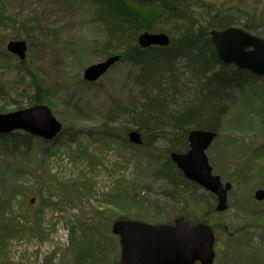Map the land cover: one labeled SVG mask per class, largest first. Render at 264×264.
<instances>
[{"label":"rangeland","instance_id":"rangeland-1","mask_svg":"<svg viewBox=\"0 0 264 264\" xmlns=\"http://www.w3.org/2000/svg\"><path fill=\"white\" fill-rule=\"evenodd\" d=\"M208 1L237 8L231 13L238 20L254 18L255 24L264 6V0ZM102 5V0H0V11L14 19V26L9 21L0 33L7 40L19 35L31 41L25 61L48 88L43 94L49 103L43 104L62 124L58 142L33 137L30 151L21 149L0 161V201H12L5 216L12 212L22 221L28 208L38 213L42 228L41 233L10 236L0 248V264H119L118 237L110 230L117 216L155 224L181 214L164 195L165 180L156 174L165 141L145 149L126 134L124 141L98 133L116 104L127 106L137 96L131 76L135 70L126 62L112 65L94 82L82 78L86 66L102 59L105 22L97 14ZM259 30L248 31L264 37ZM16 74L0 66V77L10 81L0 98V113L29 106L21 93L22 86L30 93L29 78L22 74V85L13 84ZM259 79L237 95L206 150L213 173L232 184L228 209L206 217L215 235L213 264H264V200L253 199L257 188L264 189L258 176L260 170L264 175V149L254 153L264 145V118L251 109L264 90V77ZM258 111L264 113V106ZM242 156L251 161L244 163ZM82 252L86 258L81 262Z\"/></svg>","mask_w":264,"mask_h":264},{"label":"trees","instance_id":"trees-1","mask_svg":"<svg viewBox=\"0 0 264 264\" xmlns=\"http://www.w3.org/2000/svg\"><path fill=\"white\" fill-rule=\"evenodd\" d=\"M102 3L97 11L99 19L105 22L100 48L102 59L118 54L120 59L116 63L126 62L134 68L135 72L131 76L137 96L132 97L127 106L116 104L107 115L108 123H104L98 133L103 137L125 141V134L136 129L142 137V143L136 146L145 149H153L157 142L165 141L162 150L164 161L156 172L166 182L164 195L178 204L181 214L189 223H207L208 213L214 210L215 197L202 192L195 182L186 179L170 160L169 153L183 152L188 148L187 134L193 128L212 130L218 135L224 118L234 109L237 95L260 80L250 71L223 64L217 57L209 30L240 25L253 32L260 29L258 33L262 34L264 6L258 11V22L255 24L254 18L238 20L231 13L237 8L222 7L208 0H102ZM8 22L10 27L14 26V19L0 11V27ZM143 31L165 32L170 36V42L166 46L142 48L137 43V36ZM19 38V35L13 37ZM24 40L29 49L31 41L27 37ZM6 41L7 37L0 33L1 68L8 72H14L15 69L17 76L13 84L22 85L24 75L29 78L30 93L25 89L27 86L21 88L29 105L48 104L49 100L43 94L48 88L29 70L25 60L12 63L14 58L5 49ZM8 82L0 77V98L6 96V89L10 86ZM260 97L258 104L251 109L264 118V113L258 111L264 106V90ZM0 111H4L3 108ZM61 134L62 130L49 142H58ZM32 139L33 136L20 130L0 134V161L15 156L21 149L30 151ZM262 149L264 145L259 146L258 152L254 153L259 155ZM221 151L225 153L224 149ZM241 158L246 164L251 161L250 157ZM258 176L263 183L261 170ZM11 202V199L0 201V248L6 245L5 241L10 236L27 231L41 233L42 229L38 213L31 209H23L25 218L22 221L12 212L5 216L11 210ZM202 206L204 209L201 210ZM80 237L83 238L84 233ZM90 250L95 252V247ZM93 252L88 254L92 263ZM80 255L82 262L86 254L82 252ZM101 258L104 260V257Z\"/></svg>","mask_w":264,"mask_h":264},{"label":"water","instance_id":"water-1","mask_svg":"<svg viewBox=\"0 0 264 264\" xmlns=\"http://www.w3.org/2000/svg\"><path fill=\"white\" fill-rule=\"evenodd\" d=\"M218 59L225 65L264 77V37L250 33L238 26L209 30ZM170 36L165 32L143 31L137 36L140 47L166 46ZM8 53L20 60L26 58L27 43L24 39H10L5 43ZM120 55L112 54L89 64L82 78L94 82L118 62ZM62 124L45 104H32L14 111L0 113V134L22 130L46 141L61 131ZM216 132L193 128L187 134L188 148L183 152L171 151L170 160L183 176L212 193L216 197L214 209L223 212L228 208V191L231 182H222L212 172L206 150L216 137ZM127 139L136 145L142 143L138 130L131 129ZM253 197L264 199V189L258 188ZM34 198H30L33 202ZM111 232L118 236L120 244L119 264H212L215 258V235L205 222L190 224L183 215L172 223H148L137 219L118 218L111 224Z\"/></svg>","mask_w":264,"mask_h":264},{"label":"bare ground","instance_id":"bare-ground-1","mask_svg":"<svg viewBox=\"0 0 264 264\" xmlns=\"http://www.w3.org/2000/svg\"><path fill=\"white\" fill-rule=\"evenodd\" d=\"M17 58V57H16ZM17 60H19V61H23V60H20L19 58H17ZM25 60V59H24Z\"/></svg>","mask_w":264,"mask_h":264}]
</instances>
